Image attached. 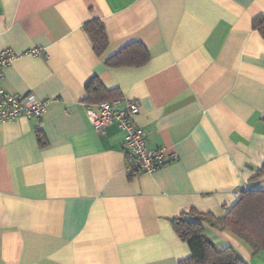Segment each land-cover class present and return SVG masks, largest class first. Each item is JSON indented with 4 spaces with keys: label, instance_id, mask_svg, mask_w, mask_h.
<instances>
[{
    "label": "crops",
    "instance_id": "0c3cea01",
    "mask_svg": "<svg viewBox=\"0 0 264 264\" xmlns=\"http://www.w3.org/2000/svg\"><path fill=\"white\" fill-rule=\"evenodd\" d=\"M261 13L264 0H0V50L15 53L1 85L48 100L38 118L0 121V264H178L190 250L172 218L224 216L264 189ZM92 78L107 99L136 100L149 146L176 159L126 174L124 132L93 126ZM203 224L217 247L264 264V250L256 263L230 229Z\"/></svg>",
    "mask_w": 264,
    "mask_h": 264
},
{
    "label": "trees",
    "instance_id": "16d2710c",
    "mask_svg": "<svg viewBox=\"0 0 264 264\" xmlns=\"http://www.w3.org/2000/svg\"><path fill=\"white\" fill-rule=\"evenodd\" d=\"M255 28L264 39V13L253 18ZM94 51L98 54L104 51L108 38L105 34L103 24L98 19L89 20L84 24ZM126 50H121L110 57L108 65H118V61ZM140 61V63H142ZM86 100H92L97 93L96 103L116 99L103 96L105 93L95 78H92L85 85ZM42 143V139L40 138ZM264 172L263 167L258 175ZM207 223L218 229L228 228L236 236L244 240L257 254L264 250V189L244 190L236 203L224 216L216 217L210 212L202 213L191 208L171 219V224L181 240L189 247L190 254L181 259L178 264H248L239 253L231 246L224 248L217 247L205 234L204 224Z\"/></svg>",
    "mask_w": 264,
    "mask_h": 264
},
{
    "label": "built area",
    "instance_id": "2783aa9c",
    "mask_svg": "<svg viewBox=\"0 0 264 264\" xmlns=\"http://www.w3.org/2000/svg\"><path fill=\"white\" fill-rule=\"evenodd\" d=\"M14 55L12 49L0 50V121L38 118L48 104L47 99H39L30 92L9 93L4 90L1 85L3 71ZM138 113L136 100L116 98L98 103L96 111L91 114L97 131L103 133L108 125L115 123L124 132L125 172L128 175L156 171L177 157L175 153H167L164 147L149 146L146 130L134 120Z\"/></svg>",
    "mask_w": 264,
    "mask_h": 264
},
{
    "label": "rangeland",
    "instance_id": "374dc122",
    "mask_svg": "<svg viewBox=\"0 0 264 264\" xmlns=\"http://www.w3.org/2000/svg\"><path fill=\"white\" fill-rule=\"evenodd\" d=\"M262 260H263V259H262L261 256L255 254V256H254V261H255L256 263H260Z\"/></svg>",
    "mask_w": 264,
    "mask_h": 264
}]
</instances>
